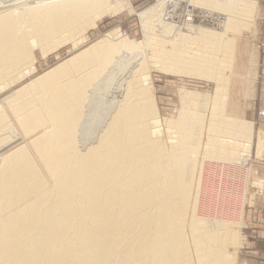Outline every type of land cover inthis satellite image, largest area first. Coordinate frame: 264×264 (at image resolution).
Here are the masks:
<instances>
[{
  "label": "bare ground",
  "instance_id": "obj_1",
  "mask_svg": "<svg viewBox=\"0 0 264 264\" xmlns=\"http://www.w3.org/2000/svg\"><path fill=\"white\" fill-rule=\"evenodd\" d=\"M169 1L139 13L144 40L121 39L117 28L9 96L15 119L0 109V264H235L227 251L235 197L222 205L220 195L211 198L221 192L207 197L206 188L200 197L196 170L202 146L204 160L241 164L237 146L226 151L220 137L252 147L253 124L226 111L219 69L235 53L229 34L253 26L260 7L257 0H176L227 15L212 27L168 21ZM124 11L133 13L128 0H0V94L32 77L37 49L47 56ZM149 62L218 85L214 97L178 90L190 106L213 107L207 128L195 110L164 120L178 147L172 153ZM16 121L36 157L22 146L2 155L17 139ZM255 145L264 148V130Z\"/></svg>",
  "mask_w": 264,
  "mask_h": 264
},
{
  "label": "rangeland",
  "instance_id": "obj_2",
  "mask_svg": "<svg viewBox=\"0 0 264 264\" xmlns=\"http://www.w3.org/2000/svg\"><path fill=\"white\" fill-rule=\"evenodd\" d=\"M128 2L133 10V13L124 11L112 18L104 17L101 21L97 22V27L89 29L83 36L81 35V33H79L78 36H73L67 43L63 44L56 51L50 52L47 56H43L41 51L37 49L35 51L36 60L34 63V68L36 70L32 77L25 79L22 82H18L16 85L10 87L11 89L7 88L0 94V109H4L7 117L11 120L15 119V116L12 115L13 111L9 106L12 101V99L8 100L9 96L19 91V89L23 88L24 86L32 83L41 74H44L60 63L67 61L69 58L88 48V46H90L91 44H94L103 39L105 35L113 32L117 28H120L122 31L123 37L121 39L128 38V40L133 42L144 40V34L138 15L139 13L156 6L159 0H128ZM259 15L260 10L256 15L253 26V21L248 22L247 29L249 30L245 29L243 31H239L241 30L239 29L237 30V32L235 31L236 33L233 34L234 36H232L231 34L234 31L229 34V41L228 39L227 41L234 44L235 53H232V58L229 59L231 60V62L229 61L230 63H222L221 69H219V72L226 75L227 77V83L224 86L228 90V104L226 107V111H228V113H233L235 116L244 118L245 120L250 121L253 124L254 137L252 141V147L250 148V150H248L246 141L242 137L239 138L238 145H236L235 140H230L229 137H220L223 138L226 142V151L231 152L233 151L235 146H237L238 157L241 161V164L234 165V163L225 164L219 162L218 164V162L215 161L204 160L205 155L203 156V154L205 152V149L204 146H202L198 157V171L196 170V174L197 177L200 176L201 173H203V175H206H204L203 177V175L201 174V177L203 179H201L200 182H204H202V186L197 183H195V185L193 186L194 195L195 191H197L201 186L202 194H200V197L202 198L205 194V188L207 190V197L210 196L209 194L213 193L214 190L215 192H218L219 190L221 194L215 193L211 198L216 200L220 195L219 197L221 200L219 199L220 201H218L220 202L219 204L222 205L225 204L223 199L226 198L225 196L229 195V193H232L231 195L235 197L231 198V208H235L237 211L234 210V212L238 213H236L237 215H234V212H231L232 216L235 217L231 221L232 232L230 233L232 236L231 238H229V244L227 245V251L236 259L235 264H264V148L259 151L255 145V135L258 133V131L264 130V118L262 117L263 119H261L260 117L261 114H264V105H261L259 98L258 100H256V98L259 96V91L257 92V90L255 89L259 82V73L257 72L259 70L257 62L259 53L256 44V39L259 31ZM240 32L242 33L240 34ZM158 35L160 36V34ZM1 39L2 45H4V35ZM80 39H82L84 43H82V45L78 49H75V43ZM144 46L145 45H141L143 50L147 51V48ZM152 65L153 64H151L150 62L148 63V70L150 71L152 69V71L150 72H152V79L154 83L153 94L159 117L163 121L165 119H176L179 117V110H195L194 112L198 113V117L203 118L204 116V125L205 128H207L209 126L211 118L212 108L210 107L213 106L210 105L207 111L202 107L203 105H200L199 107H195L192 105L190 106V104L181 101V99L179 98L178 90L185 88L187 90L205 93L210 95L211 97H214L218 85L214 82H207L199 80L197 78L195 79L193 77L189 78L187 76L182 77L181 75H167L165 73H161L156 68H153L154 66ZM247 78L249 79L246 80ZM246 93L247 95L245 96ZM162 125L163 138L165 143L167 144L169 152L172 153V151H178V147L171 144V135L166 131L165 121L162 123ZM15 126L17 128L18 134L17 139L15 138L16 140H14L17 143L14 141L15 143L13 142L12 144H10L8 146L9 148L7 147L9 150L5 148V152L3 151L2 155H6L8 152H12L19 147L21 148L22 146L29 148L31 154L36 157L37 152H35L36 150H34L30 143L31 136L26 137V135L20 128V124L17 121L15 122ZM18 136L20 139H18ZM203 136V140L205 142L206 139L204 138H206L207 136L206 134ZM10 146L12 148H10ZM202 163L204 164V166L202 165ZM41 169L43 170V172L45 171L42 167ZM202 170L204 172H202ZM220 176L223 177L221 178ZM214 186L215 188H213ZM226 187L229 190H225ZM224 190L228 194L223 193ZM193 193L192 196H194ZM238 200L240 203L238 202ZM186 221H189V217H186Z\"/></svg>",
  "mask_w": 264,
  "mask_h": 264
},
{
  "label": "built area",
  "instance_id": "obj_3",
  "mask_svg": "<svg viewBox=\"0 0 264 264\" xmlns=\"http://www.w3.org/2000/svg\"><path fill=\"white\" fill-rule=\"evenodd\" d=\"M168 21H182L185 24L196 23L215 27L218 23L226 24L227 15L214 12L211 9H203L185 2L170 0L168 3ZM195 25V24H194Z\"/></svg>",
  "mask_w": 264,
  "mask_h": 264
},
{
  "label": "crops",
  "instance_id": "obj_4",
  "mask_svg": "<svg viewBox=\"0 0 264 264\" xmlns=\"http://www.w3.org/2000/svg\"><path fill=\"white\" fill-rule=\"evenodd\" d=\"M260 4V15H259V31L256 39V44L258 47V68L257 71L259 73V82L257 87L255 89L257 92L259 91V96L256 98V100H260L261 105H264V0L258 1ZM261 74V75H260ZM261 119L264 118V114L260 115ZM263 117V118H262Z\"/></svg>",
  "mask_w": 264,
  "mask_h": 264
}]
</instances>
